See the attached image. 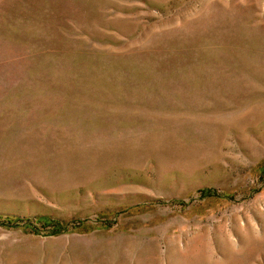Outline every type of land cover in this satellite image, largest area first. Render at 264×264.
Wrapping results in <instances>:
<instances>
[{
  "label": "rangeland",
  "instance_id": "374dc122",
  "mask_svg": "<svg viewBox=\"0 0 264 264\" xmlns=\"http://www.w3.org/2000/svg\"><path fill=\"white\" fill-rule=\"evenodd\" d=\"M0 264H264V0H0Z\"/></svg>",
  "mask_w": 264,
  "mask_h": 264
},
{
  "label": "trees",
  "instance_id": "16d2710c",
  "mask_svg": "<svg viewBox=\"0 0 264 264\" xmlns=\"http://www.w3.org/2000/svg\"><path fill=\"white\" fill-rule=\"evenodd\" d=\"M10 220H11V218H7L6 222H10ZM39 220L41 221V220H44V219H43V218H40ZM52 222H53V223H57V222H55V221H52Z\"/></svg>",
  "mask_w": 264,
  "mask_h": 264
}]
</instances>
